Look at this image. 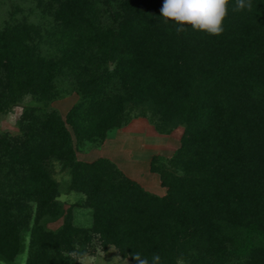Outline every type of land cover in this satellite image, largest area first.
Listing matches in <instances>:
<instances>
[{"label":"trees","instance_id":"1","mask_svg":"<svg viewBox=\"0 0 264 264\" xmlns=\"http://www.w3.org/2000/svg\"><path fill=\"white\" fill-rule=\"evenodd\" d=\"M0 5V114L21 106L19 132H0V264L23 252L82 264L93 240L132 264H264V0L238 12L229 0L220 35L177 33L163 0ZM72 92L61 115L51 103ZM134 116L159 133L182 126L172 155L149 162L162 195L109 158L76 157ZM63 186L79 194L66 207Z\"/></svg>","mask_w":264,"mask_h":264},{"label":"rangeland","instance_id":"2","mask_svg":"<svg viewBox=\"0 0 264 264\" xmlns=\"http://www.w3.org/2000/svg\"><path fill=\"white\" fill-rule=\"evenodd\" d=\"M76 99L77 95L72 92L53 101L51 105L64 115ZM29 100L28 96L25 97L24 103ZM20 113L21 106H16L8 113L0 114V132L17 134ZM181 132L182 126H179L167 134L159 133L148 118L134 116L127 125L108 131L107 138L101 145L90 142L82 145L76 157L83 161H92L98 157L109 158L124 174L136 180L144 189L162 195L165 193V188L160 185L157 174L149 170V162L152 156L158 157L160 161L170 157L179 145ZM57 178L60 182H66L67 174H57ZM62 188L59 199L66 207L75 202L79 194L66 192L64 186ZM74 221L82 226L90 225L91 210L75 208ZM60 223L61 220L51 222L48 227L56 228ZM88 248L89 252L79 259L82 264H121L123 259L112 245L103 249L96 240H93ZM25 259L26 252H23L17 256L16 264H25ZM128 264L132 263L128 260Z\"/></svg>","mask_w":264,"mask_h":264},{"label":"clouds","instance_id":"3","mask_svg":"<svg viewBox=\"0 0 264 264\" xmlns=\"http://www.w3.org/2000/svg\"><path fill=\"white\" fill-rule=\"evenodd\" d=\"M229 0H163L161 17L167 23L173 21L178 27L177 33L185 31L184 25H190L194 31H204L209 35H220L224 31L223 22L228 15ZM252 0H235L233 11L251 10ZM136 264H160V256L154 254L151 260L139 253L132 254ZM128 264V258L121 260Z\"/></svg>","mask_w":264,"mask_h":264}]
</instances>
